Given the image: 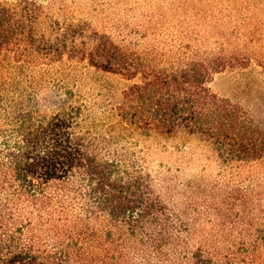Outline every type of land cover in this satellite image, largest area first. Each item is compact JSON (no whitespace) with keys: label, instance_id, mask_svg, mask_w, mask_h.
<instances>
[{"label":"trees","instance_id":"trees-1","mask_svg":"<svg viewBox=\"0 0 264 264\" xmlns=\"http://www.w3.org/2000/svg\"><path fill=\"white\" fill-rule=\"evenodd\" d=\"M49 9L38 0H0V53L34 63L68 57L127 78L140 75L120 104L122 120L138 134L196 138L221 166H264V124L210 86L216 72L250 57L189 55L191 44L181 37L173 39L178 55L167 58L160 44L136 47L88 19ZM174 43L166 46L175 53ZM19 114L6 119L1 134L0 264H94L100 255L91 254L93 231L103 223L109 242L145 255L140 264H242L238 251L187 249L189 229L152 175L81 129L74 111Z\"/></svg>","mask_w":264,"mask_h":264},{"label":"rangeland","instance_id":"rangeland-1","mask_svg":"<svg viewBox=\"0 0 264 264\" xmlns=\"http://www.w3.org/2000/svg\"><path fill=\"white\" fill-rule=\"evenodd\" d=\"M38 1L54 16L88 19L101 29L127 37L136 47L160 44L167 58L178 55L176 44L181 37L191 44L189 55L250 57V61L216 72L210 86L264 124V0ZM173 39L179 41L175 44ZM171 43L175 53L166 46ZM141 78H127L68 57L34 63L1 52L0 144L8 127L6 119L14 114L74 111L81 129L90 130L109 151L136 160L152 175L164 200L189 229L187 249L200 246L217 256H233L238 251L242 264H264V166H221L208 146L196 138L138 134L122 120L120 104L125 89ZM104 227V223L97 225L93 231L98 237L91 254L100 256L89 262L144 261L145 255L134 247L117 248L109 242ZM106 247L111 248L108 257ZM153 257L159 261L157 255Z\"/></svg>","mask_w":264,"mask_h":264}]
</instances>
